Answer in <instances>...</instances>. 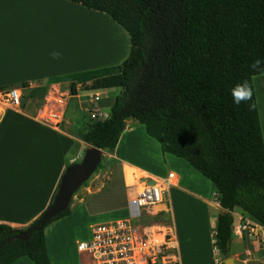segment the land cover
Here are the masks:
<instances>
[{
  "label": "trees",
  "instance_id": "16d2710c",
  "mask_svg": "<svg viewBox=\"0 0 264 264\" xmlns=\"http://www.w3.org/2000/svg\"><path fill=\"white\" fill-rule=\"evenodd\" d=\"M108 14L129 35L118 64L66 74L77 89L117 87L105 120L90 121L82 139L112 152L126 120L144 126L162 153L184 159L215 188L213 247L227 257L234 236L232 211L264 227V143L255 93L234 103L231 89L264 73V0H70ZM254 90V88H253ZM254 105L249 107V105ZM99 167V166H98ZM68 206L39 229L0 223V264L27 256L52 264L45 227L69 214ZM28 232L27 238L17 237Z\"/></svg>",
  "mask_w": 264,
  "mask_h": 264
},
{
  "label": "crops",
  "instance_id": "0c3cea01",
  "mask_svg": "<svg viewBox=\"0 0 264 264\" xmlns=\"http://www.w3.org/2000/svg\"><path fill=\"white\" fill-rule=\"evenodd\" d=\"M70 10L101 14L98 10L92 11L94 9L70 0H0V88L22 87L23 95L33 89H40L43 93L42 99H45L43 109L49 107V100H54L58 105L49 111H57L60 114L59 122L53 123L41 118V114L20 106L7 109L0 119V223L13 228L28 226L45 210L52 200L64 169L69 164L79 161L85 148L90 146L82 139L91 121L86 110V99V103L81 99L85 90L78 88L75 94H71L68 88L62 89L65 80L54 78L76 71L113 65L109 60L79 52L75 48L77 43H69L64 31L69 24L80 23L74 18H72L74 21L69 20ZM34 30L37 33L36 37H32L31 31ZM76 31H79V27ZM53 52L61 53L60 58L53 59L51 55ZM252 83L264 143V73L253 75ZM114 88L117 87L96 90L100 92ZM117 89L119 93L120 89ZM112 102L106 110L109 111ZM69 109L74 111L73 116H68ZM126 121H129L130 125L126 124L116 147L112 152H108L107 161L112 164L121 162L123 166H127L134 179L140 173L151 178L164 177L167 172L162 173L159 168L144 164L140 160L142 156L134 158L122 154V141L125 139L130 143L132 137L136 138L133 132L135 129L141 132L140 123L132 119ZM164 156H170V153L165 155L161 152L162 159ZM180 181L178 175V185L174 188L179 187L182 188V193L190 192L198 196L203 203L204 200H208L206 194L190 190L187 186L181 187ZM94 197L95 195L88 194L75 204L69 214L51 222L49 231L45 230L47 254L52 264H72L62 253L64 249L56 234L57 227L67 217L81 211L100 212L106 208L116 210L113 217L97 212V220L91 224L89 233L85 238L75 242L77 255L73 264H91V259L78 251V243L90 237L94 224L127 216L129 191L126 192L124 201L118 202L116 199L106 207L100 204L101 197ZM167 197L174 229L170 189ZM104 217L108 219H102ZM9 264L34 263L29 257L21 256ZM179 264H182L181 257Z\"/></svg>",
  "mask_w": 264,
  "mask_h": 264
},
{
  "label": "rangeland",
  "instance_id": "374dc122",
  "mask_svg": "<svg viewBox=\"0 0 264 264\" xmlns=\"http://www.w3.org/2000/svg\"><path fill=\"white\" fill-rule=\"evenodd\" d=\"M100 13L70 10L68 15L70 16L69 20L74 21L72 20L74 18L80 23L78 24L77 22V25L69 24L67 30L64 31V36L68 37L69 43L78 44L75 48L79 52L93 54L97 56L96 58L106 59L109 62H113V64H118L129 52V35L108 14L104 12ZM80 16L83 17L80 18ZM92 18H97L96 20L99 23L94 24ZM78 27L79 31H76ZM31 32L32 37H36L37 33L35 30ZM63 85L62 89L68 88L69 81H66ZM116 89L100 91L101 100L98 102V105L106 109L115 97L118 90ZM42 95V91L37 88L25 92L20 106H25L32 112L41 114L45 102V99H42ZM81 99L86 103L85 93L82 94ZM48 102V110H53L58 105L54 100H49ZM67 111L68 116L74 115V111L71 109ZM126 124L130 125L129 121H126ZM139 127H141V132L135 129L133 132L136 138L132 137L130 143L126 142L125 139L122 141V154L134 156V158L142 156L140 160L144 164L152 168H159L162 173L167 172L168 169L176 171L181 178V187L187 186L190 190L206 194L208 198L203 203L198 196L190 192L182 193V188H169L173 204L174 232L177 237L178 255L181 257V263L224 264L225 258L232 257L235 264H264V238L260 237L259 229L257 230L259 233L257 235H249L246 230L241 231V236L234 234L227 257H223L217 252L213 247L215 217L222 208L216 201L215 189H213L211 181L201 175L182 158L170 154V156H164L165 158L162 159L159 143L154 138L146 135L144 127L141 124H139ZM108 154V152L104 151L103 160H101L99 167L74 193L69 204L71 210L75 204L86 198L88 194L95 195L94 198L101 197L102 200H99L100 204L102 207H106L116 199H118V202L124 201L126 192H130V185L135 181L130 175V170L127 169V166H123L121 162L114 164L108 162ZM105 189L108 190L100 195H96ZM115 211L112 208L102 209L100 212L81 211L77 214H72L59 224L56 234L64 249L62 253L69 258L72 264L75 262L77 255L75 242L86 237L90 231L91 224L97 220L96 215L104 213L113 217ZM232 214L234 216V229L235 225L239 222V217H242L243 220H252L238 208H235ZM102 219L108 218L104 217ZM157 220L173 225L172 217L169 214L161 215ZM50 224L45 227V230H50Z\"/></svg>",
  "mask_w": 264,
  "mask_h": 264
},
{
  "label": "built area",
  "instance_id": "2783aa9c",
  "mask_svg": "<svg viewBox=\"0 0 264 264\" xmlns=\"http://www.w3.org/2000/svg\"><path fill=\"white\" fill-rule=\"evenodd\" d=\"M23 88H0V119L9 108L20 107ZM87 114L91 121L105 120L109 111L100 107L101 95L96 89L85 90ZM41 118L58 123L57 111L42 109ZM178 185V175L169 170L162 178L141 174L130 185L126 217L102 221L92 226L90 237L78 243L80 253L91 259V264H179L178 243L173 226L157 220L170 213L167 192ZM233 233L264 238V227L239 217Z\"/></svg>",
  "mask_w": 264,
  "mask_h": 264
},
{
  "label": "water",
  "instance_id": "95a60500",
  "mask_svg": "<svg viewBox=\"0 0 264 264\" xmlns=\"http://www.w3.org/2000/svg\"><path fill=\"white\" fill-rule=\"evenodd\" d=\"M103 155L102 149L95 146H87L81 159L69 164L64 169L50 204L39 216L32 229L41 228L68 208L74 193L95 172L101 163ZM17 237L27 238L28 232H24ZM223 262L224 264H235L232 257L225 258Z\"/></svg>",
  "mask_w": 264,
  "mask_h": 264
},
{
  "label": "clouds",
  "instance_id": "9594fccd",
  "mask_svg": "<svg viewBox=\"0 0 264 264\" xmlns=\"http://www.w3.org/2000/svg\"><path fill=\"white\" fill-rule=\"evenodd\" d=\"M53 59H59L61 56V53L59 52H53L51 53ZM253 69L260 68L262 71H264V68H262V62L260 60L255 61L252 64ZM231 95L233 98V101L235 104L240 105L241 103H248L252 100V97L254 95V90L252 86L247 82L244 81L243 83H239L235 85L231 89ZM254 105H249V107H253Z\"/></svg>",
  "mask_w": 264,
  "mask_h": 264
},
{
  "label": "bare ground",
  "instance_id": "6f19581e",
  "mask_svg": "<svg viewBox=\"0 0 264 264\" xmlns=\"http://www.w3.org/2000/svg\"><path fill=\"white\" fill-rule=\"evenodd\" d=\"M81 17H83V16H80V18H81ZM85 17L88 19L87 16H85ZM92 19H93L92 21H94L93 23H94V24H97V22H98V21L96 20L97 18H92ZM90 20H91V18H90ZM98 23H99V22H98ZM109 43H110V42H109ZM121 50H122V48H121ZM141 174H142V173H140L139 175H137L136 178L139 177ZM144 175H145V174H144ZM136 178H135V180H136Z\"/></svg>",
  "mask_w": 264,
  "mask_h": 264
}]
</instances>
